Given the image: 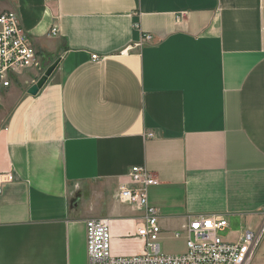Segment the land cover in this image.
<instances>
[{"label":"crops","instance_id":"0c3cea01","mask_svg":"<svg viewBox=\"0 0 264 264\" xmlns=\"http://www.w3.org/2000/svg\"><path fill=\"white\" fill-rule=\"evenodd\" d=\"M3 12L43 72L59 63L35 96L33 71L0 88V173L14 178L0 264H88L89 219L107 221L113 256L141 254L142 212L117 200L134 166L156 180L161 238L199 215L225 218L231 242L264 228V0H0ZM250 264H264V232Z\"/></svg>","mask_w":264,"mask_h":264},{"label":"built area","instance_id":"2783aa9c","mask_svg":"<svg viewBox=\"0 0 264 264\" xmlns=\"http://www.w3.org/2000/svg\"><path fill=\"white\" fill-rule=\"evenodd\" d=\"M182 16L180 14L176 20L179 21ZM55 33L56 29L53 28L51 35ZM150 40L148 35L143 38L146 43ZM91 59L96 61L99 58L92 56ZM24 71L42 75L41 58L28 42L18 14L3 12L0 14V88H8L11 78ZM148 137H152V134ZM127 177L131 187L120 185L117 200L142 212L136 220L135 236L143 240L144 249L136 256H113L107 221L89 219L85 222L88 264H250L264 228L258 232L246 230L237 242H231L220 235L228 228V222L218 216L199 215L190 219L181 231L172 234L175 239L183 237L185 252L179 255L161 253L158 211L147 201V190L156 184V180L151 172L141 166L130 168ZM13 179L12 173H0V192L2 186L12 183Z\"/></svg>","mask_w":264,"mask_h":264},{"label":"rangeland","instance_id":"374dc122","mask_svg":"<svg viewBox=\"0 0 264 264\" xmlns=\"http://www.w3.org/2000/svg\"><path fill=\"white\" fill-rule=\"evenodd\" d=\"M159 245L160 251L163 254L176 255L184 252L183 241L181 239H175L169 236L166 238H160Z\"/></svg>","mask_w":264,"mask_h":264},{"label":"water","instance_id":"95a60500","mask_svg":"<svg viewBox=\"0 0 264 264\" xmlns=\"http://www.w3.org/2000/svg\"><path fill=\"white\" fill-rule=\"evenodd\" d=\"M59 63V60H56L54 63H52L50 66H48L43 74L38 78V80L32 84L28 90L27 94L30 96H35L43 88V86L46 84L48 78L52 75L54 72L55 68L57 67Z\"/></svg>","mask_w":264,"mask_h":264}]
</instances>
